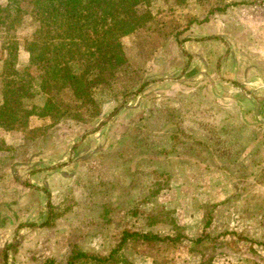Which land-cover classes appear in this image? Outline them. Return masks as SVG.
Listing matches in <instances>:
<instances>
[{
  "label": "rangeland",
  "instance_id": "rangeland-1",
  "mask_svg": "<svg viewBox=\"0 0 264 264\" xmlns=\"http://www.w3.org/2000/svg\"><path fill=\"white\" fill-rule=\"evenodd\" d=\"M232 1L245 3L225 7ZM6 2L0 0V5ZM139 11H148L151 18L121 38L127 61L110 82L93 90L97 108L80 104L66 89L52 117L31 116L14 130L0 126V147L10 148L0 150V264H39L50 258L66 264L73 249L107 257L124 230L160 236L183 233L171 224L176 206L182 204L177 197L200 209L198 224L191 219L195 225H204L214 209L217 228L195 233L203 237L201 242L129 239L99 264H199L202 259L204 264H264L263 247L249 241L264 242V165L255 166L264 162V133L257 143V134L243 136L251 145L244 158L213 165L207 147L214 134L200 129L208 127L209 110L229 109L221 100L227 84L223 81L209 93L198 86L227 75L230 63L223 55L230 49L245 53L244 30L264 24V0H147ZM210 20V32L215 33L211 40L218 45L213 48L215 63L209 62L213 75L206 82L183 79L191 55L181 52V42L191 38L192 22ZM36 26L24 14L11 28L0 30V104L10 75L4 68L6 43L17 40L20 70L28 60L24 46ZM237 50L231 66L242 67L245 54ZM32 85L34 95L23 102L40 107L47 95ZM254 107L241 105L244 110ZM218 153L220 157L222 150ZM181 172L200 175V192L203 187L206 193L210 181L220 178L221 195L199 203L193 193L198 183L189 180L182 186L175 180ZM225 206L237 215H226ZM134 208L142 211L140 217L130 214ZM224 216L238 224L220 226ZM239 245L241 252L231 261L220 255L236 254ZM74 264L96 263L76 259Z\"/></svg>",
  "mask_w": 264,
  "mask_h": 264
},
{
  "label": "trees",
  "instance_id": "trees-1",
  "mask_svg": "<svg viewBox=\"0 0 264 264\" xmlns=\"http://www.w3.org/2000/svg\"><path fill=\"white\" fill-rule=\"evenodd\" d=\"M24 3L29 7L27 12L21 5ZM144 3L147 0H7L5 6L0 5V30L11 28L24 14H29L37 23L31 40L24 46L28 60L20 70L16 68L20 56L17 40L6 43L8 57L4 68L10 75L4 81L0 126L14 130L31 116L52 117L60 109L58 96L66 89H70L72 97L80 104L97 108L93 90L110 82L127 61L121 38L151 18L148 11H139ZM242 3L245 2L232 1L225 7ZM33 82L47 95L40 107H28L23 102L34 95ZM0 150L10 148L0 147ZM156 191L153 195L157 194ZM130 214L140 217L142 211L134 208ZM171 224L180 228L173 221ZM246 238L239 237L248 241ZM129 239L180 243L188 237L183 233L160 236L124 230L118 246L107 257L73 249L66 264H74L76 259L96 264L106 262ZM202 240L203 237H197L192 241ZM249 241L251 245L258 244L264 249V242ZM39 264L57 263L50 258Z\"/></svg>",
  "mask_w": 264,
  "mask_h": 264
},
{
  "label": "crops",
  "instance_id": "crops-1",
  "mask_svg": "<svg viewBox=\"0 0 264 264\" xmlns=\"http://www.w3.org/2000/svg\"><path fill=\"white\" fill-rule=\"evenodd\" d=\"M152 13L153 11L151 10V14ZM210 26H212L211 20L208 22L203 21L202 24H199L198 22H192L189 25L191 38H188L181 42V46L183 47V50H181V52L183 51L182 53L191 55L188 67L186 66L187 68L182 71L183 79L197 80L199 78H203V81L206 82V79H208L209 76L212 77L213 73L210 71L211 67L209 62L213 61L215 63L216 58H212V55L215 54L213 48H218V45L215 44L213 40H211V36L215 35V33L210 32ZM244 33L245 53H243L244 51L242 50L241 53V51H238L237 49H230L229 52L223 55V57L225 56L227 63H230V67H227L225 69L227 75L223 77H221V75H218V80H216L215 83L209 81L207 82L208 85H198L201 89L208 88L207 92L209 93L211 92V88H218L221 82L224 81V83L227 84V92H225L224 98H221V100H223V102L227 104L225 107L229 109L214 110L213 112L209 110L208 118H206L208 127L207 129L205 127V130L202 128L200 129L201 132L214 134V137L212 138L213 141L211 142L212 145L209 143V148L207 147V150L209 151V157L212 159L211 163L215 166L224 165L226 160L233 161L236 157H238L239 159L244 158L247 151L251 149V145L247 143L248 141L244 139L243 136H247L248 134H257V138L255 139V143H257L258 136L264 133V24L260 25L259 23H257L253 25V27L248 25L247 29L244 30ZM124 37L125 36H123V38ZM236 50L240 52L241 55L245 54L243 59L246 60L243 61L242 67L238 66L237 64L231 66L232 62L234 63V60L237 58L235 56ZM239 70H242V72L240 73L241 79L239 81H234L235 76H239ZM224 77H227V79H225ZM212 84H214V86H212ZM239 95L241 96L240 100H238ZM215 98H217L216 95ZM236 102H240L244 107L247 105H255V107L253 108V110H244L241 108V105L240 107H237ZM212 113L214 114L213 117L211 116ZM191 127H196V124L192 123ZM237 135H240V137H237ZM221 150L222 153L219 157L218 152ZM212 151L215 152L212 153ZM262 152H264L263 148ZM215 155L217 158L216 160L212 157ZM263 157L264 154L261 153L260 158ZM263 165L264 162L262 160L256 162L255 164L256 167H263ZM178 175L179 176H177L175 180L179 181L180 183L187 182L189 180L192 183H198L194 186L193 193H195V196L199 203H202L204 200L205 202H209L208 200H206L209 197H217L221 195L218 191L223 188V183L220 178H215L214 180L210 181L211 183H213V185H210L211 188L209 189V192L206 193V189H204L203 187V191L200 192V175L193 176L182 172ZM223 176L226 177L224 174ZM232 188L235 190V185ZM224 197L226 196L224 195ZM177 201L182 204L176 206L175 223L181 229H183V234L188 237V239L183 240L181 244L184 242H192V240H194V236H199L195 235V233L202 232L203 227L209 230H215V228H217V219L213 217L214 209L209 211L211 217H207L206 220H204V225H195L191 221V219L193 220L194 217V219L197 220L196 223L198 224V220L201 215L199 211L200 209L196 210L192 208L195 205H188L187 203L183 202L184 200L178 199V197ZM211 202L216 203L217 201ZM225 207L228 209L227 212H224L226 215H229L230 213L233 216L237 215L238 212H236L235 209L229 210L228 206ZM225 217L227 216H224V220L221 222L222 224H220V226L223 225L226 227L228 226V224H230L231 226H233V224H238L237 220H234L233 222L232 219H228ZM255 220L256 223H259L261 217H258L257 215L255 217ZM259 225L261 226V224ZM220 226H218V228ZM236 228L241 229L240 226H235V229ZM0 230H2V228H0ZM32 243H34V241ZM240 247L241 245L238 246L239 249H237L236 254L222 251L220 255L225 256L226 258H228V261H231V256L234 257L241 252ZM202 260L199 261V264H204Z\"/></svg>",
  "mask_w": 264,
  "mask_h": 264
}]
</instances>
